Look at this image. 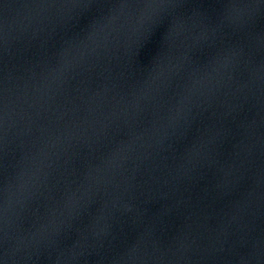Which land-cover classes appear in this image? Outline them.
<instances>
[{"label":"water","instance_id":"water-1","mask_svg":"<svg viewBox=\"0 0 264 264\" xmlns=\"http://www.w3.org/2000/svg\"><path fill=\"white\" fill-rule=\"evenodd\" d=\"M0 264H264V0H0Z\"/></svg>","mask_w":264,"mask_h":264}]
</instances>
